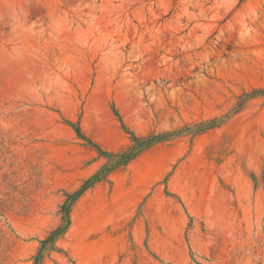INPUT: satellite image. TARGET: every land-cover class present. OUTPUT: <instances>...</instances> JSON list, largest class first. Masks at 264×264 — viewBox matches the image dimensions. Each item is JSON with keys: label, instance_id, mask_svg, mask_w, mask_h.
<instances>
[{"label": "rangeland", "instance_id": "obj_1", "mask_svg": "<svg viewBox=\"0 0 264 264\" xmlns=\"http://www.w3.org/2000/svg\"><path fill=\"white\" fill-rule=\"evenodd\" d=\"M257 89L264 0H0V264H35L107 165L76 128L182 133L87 189L40 264H264Z\"/></svg>", "mask_w": 264, "mask_h": 264}, {"label": "trees", "instance_id": "obj_2", "mask_svg": "<svg viewBox=\"0 0 264 264\" xmlns=\"http://www.w3.org/2000/svg\"><path fill=\"white\" fill-rule=\"evenodd\" d=\"M258 96H263L264 97V89H257L254 90L250 93L244 94L242 97H244V101L246 100H252ZM238 109V108H237ZM235 111H237L235 109ZM228 116H225L220 119H214L206 122H202L200 124H196L193 128H196L195 133L200 134L203 133L209 129H212L216 126L218 123H222L225 118ZM76 131L78 135L87 141L93 146L96 147L99 151V153L106 157L108 159V163L106 166L103 167L101 171H99L93 178L87 180L83 187L76 193L70 194L68 196V200L65 202L62 210L64 213V222L63 224L57 228L55 231H53L50 236L46 240L42 242V248L40 250V253L36 257V263L35 264H40V261L42 259V254L43 250L47 247L48 244L53 243L59 236L64 234L70 224H71V208L72 205L77 201L78 198L91 186L95 185L96 183L100 182L103 180L108 174L112 173L115 169L121 166H126L128 165L131 161L136 159L138 156H140L143 152L149 150L152 148L154 145L159 144L161 142H166L172 137L178 136L182 131H177V132H169V133H164V134H159V135H150L148 137H139L135 135L134 133H130L131 135V141L132 145L129 146L126 150L119 151L117 153L114 152H107L104 151L100 146L97 144L93 143L92 141L88 140L86 136L81 132L79 128H76Z\"/></svg>", "mask_w": 264, "mask_h": 264}]
</instances>
